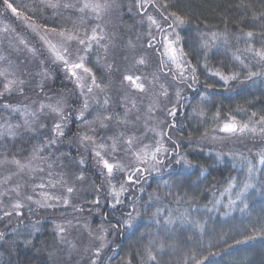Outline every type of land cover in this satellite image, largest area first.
<instances>
[{
  "label": "trees",
  "instance_id": "obj_1",
  "mask_svg": "<svg viewBox=\"0 0 264 264\" xmlns=\"http://www.w3.org/2000/svg\"><path fill=\"white\" fill-rule=\"evenodd\" d=\"M10 2L33 24L40 26L48 24V27L55 29L54 25L57 23L59 27H63L68 22L71 24L68 20L63 24L62 19L66 16L63 18L55 16L50 21L38 16L42 11L48 10L40 0H10ZM65 2L74 3L75 0H60L61 5ZM128 2H131V8L139 14V17L142 11L149 12L158 20L161 19V12L164 15L176 12L185 17L188 23L183 28L177 29L182 39L176 47L184 49V60L200 67L197 69L195 84H192L190 76L187 83H179L184 88L185 94L182 96L175 117L170 116L167 122L166 130L177 144L173 145L168 138L167 143L171 148L170 152L175 149L178 155L164 158L165 164L161 171L144 175L140 183L136 184V190L130 196L125 195L129 199H125L124 203L115 209L110 207L107 199L103 204L88 206L80 198L81 193L77 190L74 194L76 200L74 197L70 199L77 204L80 202L79 205L86 209L94 207L95 210H100V218L93 216L91 210L84 211V215L91 211L93 216L91 226L94 228L98 222H103L106 227H109V224L116 225V221L123 219L124 214L130 211L131 197L138 198L132 227H125L122 224L113 227L115 233L110 238L114 243L98 264H115L117 259L123 264L129 262L146 264L145 249L150 240L155 242L154 254L157 255L158 264H186V262L193 264L191 259L193 255L196 260L201 261V264H264V188L261 183L264 182V171L255 173L258 179L253 181L255 188L249 190L245 201L247 208L238 202L237 208L227 209L225 205L228 204V194H220L227 187V181L231 177L239 176L242 179L246 175V168L241 169L242 158L252 160L253 163L258 161V153L264 151V138L258 134L230 135L219 131L230 117H235L241 125L249 123L251 126L255 120L264 115V76L248 79L246 72L241 71V66L233 59L234 54L240 55L246 62L252 61L250 67L253 71L259 70L258 65L253 66L255 60L252 54L245 51L247 45L253 41L248 40L244 34L253 33L254 47L259 48L264 44V39H261L264 36V0H155L159 11L150 5H146L145 9L138 8L137 3L134 5V0ZM165 3L168 4L167 9L163 8ZM5 9L3 0H0L1 17L3 16L10 23L16 33L19 35L27 33L29 36V30L22 26L20 19L12 17L9 9L8 12ZM51 9L49 10L53 12L57 9L56 13L60 14L64 8L61 6ZM64 10L67 17L76 22L75 24L81 29V34L85 29L90 31V28L95 26L96 21L84 19L81 22L77 13L71 14L70 9ZM35 12L38 15L33 16ZM133 16L136 19L135 13ZM164 27L167 29V25ZM155 32L157 39L162 37L160 32L157 30ZM213 33L216 35L213 36ZM204 40L208 41L209 47L202 46ZM5 43L3 48H6ZM39 44L38 39L31 41V45L42 52ZM154 54L159 59L160 55ZM92 55L93 52L88 54L90 57ZM22 56L23 51L21 57H6L17 66L18 63H25ZM205 63L208 69L220 71L225 75L238 71L239 78L225 84L218 76L209 74L208 69L203 67ZM0 66L4 65L0 64ZM66 76L64 73L58 75L53 71L48 77L39 76L38 83L34 82L36 78H33L27 81L26 85L21 86L23 93L19 90L5 93L0 100L21 107L29 105L33 109L34 106L39 105V102H47V97H52L53 100L60 94L69 97L65 93L71 92V85ZM188 84L192 86L189 87ZM64 101L66 104L70 102V107L72 103V107L75 105L70 98ZM201 111L204 113L202 116L198 115ZM218 112L219 119H214ZM253 112L257 115L250 120ZM7 114H10V111L0 107L1 121H5L3 115ZM12 115L11 120L18 124L17 114ZM172 124H175V127L169 128L168 126ZM52 126L53 120L42 116L39 123L31 130L19 128L15 138L0 137V158L7 156L9 159L26 160L31 156L34 147H39L41 143H46L47 139L51 138ZM75 127L76 124L71 121L68 131L59 141L58 148L48 147L41 154L49 158L47 162H42L43 168L48 172V163L54 161L51 169L54 177L59 179V174L63 173L71 186L81 181L75 178L81 172L89 179H95L88 162L85 167L80 166L77 156L75 158L74 155L73 158L68 155L70 149L65 145V140L74 136ZM215 132L218 136H215ZM213 137L216 139L214 140ZM49 152L53 158L49 157ZM57 152L61 155L60 164L57 163L59 160ZM178 158H183L188 163L178 164L176 163ZM39 162L41 163L36 161L37 164ZM10 171L14 172L15 168L0 167V179L7 176ZM27 174H29L27 171L20 174L22 179L19 181L16 180L17 176H13L6 187L24 184L30 188L32 182H38L36 172L25 179L24 176ZM164 181L169 182L167 186ZM98 184L100 182H97ZM176 196L182 197L179 204L174 199ZM5 198L8 197L4 196L1 199L4 207L7 206L6 202L4 203ZM216 199L221 202L214 206L213 202ZM24 204L27 210L21 209L20 216L3 217V212H0V217H3L0 219V232L5 234L4 239L0 240V264H60V258L63 259L62 264H74L76 256L70 253L75 254V252L70 251L71 247L67 242L60 240L53 225L55 220L66 221V218L71 216L68 214L69 207L61 204L54 208L39 207L26 200ZM158 207L164 210V215H167L168 209L178 210L177 215L187 210L188 218L197 221L201 227L178 223L169 226L167 230L161 228L152 218ZM31 223H37L39 226L32 228ZM87 234L85 233V236ZM82 242L84 241L81 240L80 243ZM90 244L80 245L77 253L80 249L84 251L89 248ZM161 244L164 245L163 248H160ZM112 253L116 254L109 260Z\"/></svg>",
  "mask_w": 264,
  "mask_h": 264
},
{
  "label": "snow or ice",
  "instance_id": "obj_2",
  "mask_svg": "<svg viewBox=\"0 0 264 264\" xmlns=\"http://www.w3.org/2000/svg\"><path fill=\"white\" fill-rule=\"evenodd\" d=\"M40 2L48 8L56 9L62 6L64 9H72L79 15L81 22H83L84 19L97 22L104 21L105 17L122 7L120 0H75L74 3L65 2L62 5L60 0H56V2H53V0H40ZM3 4L6 9H10L14 14L22 15V13L17 11V8L13 6V3L10 2V0H3ZM146 5L157 8V11L160 10L155 0H137L136 6L138 8L145 9ZM167 7L168 4L165 3L163 8L167 9ZM140 15L142 17L146 16L148 22L147 34L150 37L148 42L149 48L156 47L153 43L155 35L153 34L152 29L155 28L162 34L163 51L159 53L161 57V70L168 68L169 72L165 73V75L171 74L172 79L178 83H187L190 76L192 84H195L197 82V69L200 65L193 66L190 61L184 60V49L182 47H176L182 39L177 29L183 28V26L188 23L187 19L176 12H170L167 15H164L163 12H161L160 20L151 14H147L146 11H142ZM169 21L171 22L169 23ZM164 25H167V29H165ZM4 31L7 32L8 29H4ZM52 31L55 32L60 39L58 42H53L48 39L46 35L41 36L47 50V56L45 59L51 60L53 64L62 65L63 70L67 74V78L74 81L76 87L80 89V96L84 97L82 106L75 116V120L82 121L85 125H88V131L79 135V142L86 151L91 147V154L95 160L96 166L100 169L99 174L106 176V181L109 186L108 196L112 197L110 207L115 209L118 205L123 204L125 199H129L125 196V193L129 191L130 186L140 183V179L143 177L144 173L161 171L165 164L164 158L178 155L175 149L170 152L168 147L165 146L163 137H168L173 145L177 144L175 140H172L168 132L163 131L162 128L158 131L157 127H148V119H151L154 112L160 107V98H167L169 96L168 88L164 84L158 83L159 74H154L149 80L146 76L136 75L131 72L125 73L122 75L121 80V85L124 89V103L123 105H117V108L123 107V116L121 117L118 111H111L109 109L110 101L109 97L106 95L102 106L103 112H98L96 117L92 121H89L85 116V113L90 108L89 99L95 98L96 92L105 93L107 89V85L99 83L92 69L86 66L88 53L92 50L94 44L104 47L105 52H107L108 46L106 44H100V41L106 39L104 28L100 23H96L95 26L91 28L90 33L86 29L83 34H81L80 28L74 22L71 28H64L59 32H56V29L53 28ZM215 35L216 34L213 33V36ZM244 35L248 40L253 41V43L247 45L245 51L252 54V57L255 60V65L253 66L258 65L259 70L253 71L250 67L252 61L249 60L246 62V60L242 59L240 55L234 54L233 59L241 66L240 70L246 72L248 79L257 76H264V44H261L259 48H256L254 47L253 33L247 32ZM261 39H264V36H262ZM18 41L19 44L24 45L34 58L43 55V53L39 52L35 47H30L24 39L18 38ZM157 43L161 42L157 41ZM73 45H75V47H73ZM130 46L134 47L131 44ZM202 46L205 48L209 47L208 41L204 40ZM205 56L207 57V53H205ZM125 59H127V57H125ZM133 60L134 67L146 64V60L143 56H134ZM40 63L43 65L44 60H41ZM0 64L4 65L0 66V85H2L0 98H2L5 93H11L14 90H19L23 93V88L21 86L25 81L17 75V67L14 66L12 61L8 60L4 55H0ZM173 65L175 68L172 67ZM107 67L111 69L112 65L109 64ZM203 67L208 69L207 63H205ZM208 71L210 75L218 76L225 84L230 80L239 78L238 71H233L231 75H225L220 71H212L211 69H208ZM38 75L47 77L48 73L46 70H43L38 73ZM192 84H189L188 86L191 87ZM176 95L178 99H182L179 89L177 90ZM145 97L148 99V104L144 112L146 119L144 132H140L138 127H134L141 119L140 115H136L135 120H132L131 117L134 111L136 113L140 112L137 100L143 102ZM0 107L9 110L12 113H20L23 120L22 124L18 123L14 125L9 122L0 124V137L15 138L18 135L19 128L23 127L27 130H31L35 121L42 116L49 117L53 120L51 138L47 139L46 143H41L39 147H34L29 158L24 161L16 158L9 159L7 156L0 158V167L12 166L15 168L14 172L10 171L7 176L0 179V185H8L13 176L20 175L25 171L29 173L37 171L43 173L45 169L40 167L36 161L47 162L49 158L44 157L41 154L51 145L57 144L59 142L58 138H62L65 135V128L69 122L71 114L70 110H66V102L62 97L56 98L54 101L52 97H47V102H40L38 108L32 111L28 110V108L21 109L10 103H4L3 105H0ZM194 111L196 110L194 109ZM167 115L175 117V107L167 110ZM198 115L202 116L204 113L201 111ZM256 115L257 114L253 112L250 120L255 118ZM214 119H219V112ZM96 125H98L99 129L103 130V138L99 141L95 138L98 135ZM168 127L173 128L175 127V124L169 125ZM148 131L153 132L156 136L161 138L156 139L154 144L145 143L144 141L147 139ZM219 131L230 135H245L251 133L255 136L258 134L264 138V115L260 116L258 120H255L251 126L249 123L241 125L236 121L235 117H230L228 121L223 123L219 128ZM213 139L215 140L216 137H213ZM108 141H110V143H108ZM258 155L259 159L255 163L247 158L241 159V169L244 170L246 168V175L242 179L239 176H235L227 181V187L220 193L221 195H224L225 193L228 194V204L225 205V207H234L237 205V202L243 204L244 208L248 207L245 201L249 190L255 188L253 181L258 179L255 173L264 171V151H261ZM181 162L185 164L188 163L186 160H183V158H178L176 160V163L178 164ZM54 163V161L48 163L49 171L47 174L50 178L48 182L45 183L43 179H41L39 184H34L32 186L31 192L26 191V185L21 184L6 187L0 192V197L7 196L11 201L7 206L0 208V212H3V217L22 215L21 209L25 206V200L33 202L39 207L47 208H54L61 202L65 206L69 205V197L75 191V188L68 184L63 173L59 174L60 178L58 180L51 179L53 176L51 169ZM83 163L84 161L81 159L80 164L83 165ZM117 174L123 177V182L119 184V187L112 183L114 180H117ZM75 178L83 181L85 176L81 172ZM168 183V181H164L165 186H167ZM261 183L262 188H264V182ZM57 185H60L67 195L64 193L56 194L52 191L46 190L49 188L54 189ZM101 190L102 188L97 189V191ZM169 195H171V192H169ZM34 196L39 198L34 199ZM137 199L138 198L135 196L131 197L129 200L131 205L130 211L124 214L123 219H118L116 225L113 227L121 224L125 227H132L133 213L137 212ZM174 199L176 203L179 204L182 197L176 196ZM220 202L219 199H216L213 204L215 206L220 204ZM0 203H2V200H0ZM95 203L99 205V198H97ZM75 210L82 211V209L79 208ZM177 211L178 210L168 209L167 215H164V210L158 207L153 213L152 218L159 227L166 230L169 226L178 223L191 224L197 228L201 227L197 221L188 218L187 210L179 213V215L176 214ZM3 217H0V219ZM70 227H73L71 220H68L66 225L59 223L55 224L57 235L60 237L61 241L66 240L65 234ZM84 227H87V222H85ZM104 231L105 229L102 228L101 233ZM88 235L94 237L95 240L101 241L99 247L95 248V256L99 257L101 251L106 247V243L104 242L105 237L103 234H94L91 231L88 232ZM4 236L5 234L0 232V240L4 239ZM66 242L70 247H74L71 241ZM163 247L164 245L161 244L160 248ZM155 251V242L150 240L145 249V254L147 256L146 264H158L157 255L154 254ZM191 259L193 264H201V261L196 260L194 255ZM92 264H96V261L93 260Z\"/></svg>",
  "mask_w": 264,
  "mask_h": 264
},
{
  "label": "rangeland",
  "instance_id": "obj_3",
  "mask_svg": "<svg viewBox=\"0 0 264 264\" xmlns=\"http://www.w3.org/2000/svg\"><path fill=\"white\" fill-rule=\"evenodd\" d=\"M53 2H56V1L53 0ZM134 2H135L134 5H136L137 0H134ZM120 4L122 5L121 8L123 10H121V8H120L119 10L114 11L109 16L105 17L104 21H100V22L96 21V23H100L101 26L104 28V31L106 34V39L100 41V44L101 45L106 44L108 46L107 52H105L104 47H100V46L94 44L92 50L89 52V53L93 52V55H92V57L88 56V59L86 61V66L92 69V71L95 74L96 79L99 83H101L102 85H107V89H106L105 93L96 92L95 98L89 99L90 108L85 113V116H86L87 120L92 121L96 117L98 112H103V107H102L103 101H104L105 96L107 95V97H109V101H110L109 102V109L111 111H118L119 115L122 117L123 112H124L123 107L117 108V105H123V103H124V99H123L124 89L121 85L122 75L125 73H128V72H131V73L136 74V75L146 76L150 80L154 74H159V82L158 83L164 84L168 88L169 96L167 98H164V97L160 98V107H159V109H157L154 112L152 118L148 119V127L149 128L157 127L158 131L162 128L163 131L167 132V130H166L167 122H169V120H170L169 119L170 116L167 115V110H169L173 107H175L176 110L178 109V106L180 104L181 99L177 98L176 92L179 89L180 95L182 97L185 94V90H184V88H182V86H180V84L177 81L175 82L172 79V76L170 74L165 75V73H168V71H169L168 68H164L163 70H161V68H160L161 57H159V59H158V56L155 55L154 53L159 54L160 52H162L163 46H162V37L157 39V34L155 32L156 29L155 28L152 29V32L155 35V40L153 41V43L156 45V47L155 48H149L148 42H149L150 37L147 34L148 33V22H147L146 16L142 17L140 15V17H139L138 16L139 14L137 12H135L134 9L131 8V2H128V0H120ZM46 8L48 10L42 11L40 15L36 14V12H35V13H33V16L38 15L40 17H43L44 19H48L49 21L55 16H59V18H63L66 16V18L62 19L63 24L66 23L67 20L70 21L71 24H69V22H68V23L64 24L63 27L62 26L59 27V24L57 23L56 25H54V27H56V32H59L61 29H64V28H71L70 25H72L74 22L67 17L64 9H62V11L60 13L61 15H60V14L56 13L57 9H56V11L53 12V11L49 10L51 8H48V7H46ZM5 10L8 12V9H5ZM9 11H10L9 13L12 15V17L19 18L22 26L29 30V36L27 33H25L24 35H19L18 33H16L17 31L11 27L10 23L7 22L6 19H4L3 16L1 17V15H0V55L7 56L9 58H15L17 56L21 57V54L23 51L22 60L24 59L23 61L26 64L22 62V63H18V65L16 66L17 67V75L25 81V83L23 85H26L27 81H31L33 78L34 79L36 78V80L34 82L38 83V80H39L38 77L40 76V75H38V73H40L43 70L47 71V73H48L47 77L50 75V73H53V71H56V73L58 75L60 73H62V74L64 73L65 75H67L66 72L63 70L62 65L53 64L51 62V60L45 59V57L47 56V50H46V46L44 44V41L41 39V36L46 35V37L48 39L52 40L53 42H58L60 38L56 35L55 32L52 31L53 28L48 27L49 26L48 24H47L48 26L47 25L46 26L45 25L40 26L37 24H33L31 22V20L25 18V16L16 15L10 9H9ZM70 11H71V14L75 13V11L72 9H70ZM134 13L137 15L136 19L133 16ZM147 14H149V12ZM132 17H134V19ZM142 20H143V22H142ZM4 29H8V31L5 32ZM90 31H89V33H90ZM82 34H83V31H82ZM32 37H34V39H38V41L40 42V44H39L40 49L43 52V55L39 56L37 58H34L27 51V49L24 47V45L19 44V41H18V38H22L27 42V44L30 47H35V46L31 45V41L34 40V39H32ZM5 41H7V43H5ZM157 41H160L161 43H157ZM3 43L6 44V48H3V46H4ZM130 44L134 47H131ZM73 47H75V45H73ZM43 56H44V58H43ZM134 56H136V57L143 56L146 60V64L134 67L133 66L134 65V60H133ZM125 57H127V59H125ZM41 60H44L43 65H41V63H40ZM109 64L112 65L111 69H109L107 67V65H109ZM172 67L175 68L174 65ZM42 78H45V77H42ZM67 79L70 83L69 85H71L70 86L71 92H67L65 94L69 95V97H66L63 94L55 96L57 98L62 97L64 100L67 98H70V101L71 102L73 101L75 103L74 107H72L73 103H72L71 107H70V102L68 104H66V110H70L71 115L69 117V122L66 125L65 133L68 131L71 121H74V123L76 124V127H75V131L73 133L74 136L72 138H66L65 145L68 146V148L70 149V154H68L69 157H73L75 155L74 157L76 158V156H77L79 164H80V160L83 159V161H84L83 167H85V164L88 162V164L92 167L91 168L92 173L95 174V179H89V177H87L85 175L86 176L85 180L77 182V185H75L73 187L75 188V190H77L78 192L81 193L80 198L84 201V203L86 205L88 204V206L89 205L97 206V204L95 203L97 198H99V204H103L106 199L109 200V202H111L112 197L108 196V187L109 186H108L107 181H106V176H102L99 174L100 169L96 166L95 160L91 154V147H89V149L86 151L85 148L79 142V135L88 131V125H85L82 121H76L75 120V116H76L78 110L80 109V107L82 106L84 97L80 96V89H78L76 87V84L74 83V81L72 79H69V78H67ZM67 79H66V81H67ZM89 82H90V80H89ZM15 91L16 90H14V92ZM3 104H4V102H2L0 100V105H3ZM137 104H138V107L140 109V112L136 113L134 111L131 119L135 120L136 115H140L141 119L136 123V125L134 127H138L140 132H144V124H145V119H146L144 112H145L146 106L148 104L147 97H145L143 102H140L139 100H137ZM32 105H34V104H32ZM17 106L20 107L21 109L28 108V110L32 111V110L37 109L39 105L36 107L34 106L33 109L29 105L23 106V107H21L20 105H17ZM12 114H15V113L10 112V114L3 115L4 116L3 119H5V121L0 120V122H2L0 124H3L5 122H9V123L15 125V123H13V121L11 120L12 116H13ZM16 114L19 118V122L22 124L23 120H22L21 114L20 113H16ZM40 120H41V118L36 120L35 123L33 124V126L35 127V125L37 123H39ZM161 122H163V123H161ZM96 128H97L98 135L95 138L99 141L103 138V130L99 129L98 125H96ZM89 134H91V133H89ZM215 136H218L216 134V132H215ZM160 138L161 137L156 136L153 132L148 131L147 132V139H145L144 142L154 144L155 140L160 139ZM167 138L168 137H163V140H164L165 146L168 147V149L170 151L171 148H169V144L167 143ZM60 139L61 138H58L59 141H60ZM108 143H110V141H108ZM58 144H59V142L55 145H51V146H53L52 149H57ZM49 150H50V152L52 151L51 149H49ZM50 152H49V155H50ZM71 152H73V155L71 154ZM56 155H58V157H59V160L57 161V163L58 164L62 163L60 153L57 152ZM52 156L50 155L49 157H52ZM62 157H63V155H62ZM162 158H164V157H162ZM39 164L41 165V166L39 165L40 167H43L42 162L41 163L39 162ZM80 166H82V165L80 164ZM154 172L155 171L147 172V173H144V175L154 173ZM47 173H48L47 169H45V171L43 173L37 171L36 172V178H37L36 180H38V182H36V183L32 182V185H29L30 188L26 186L25 190L28 192H31L32 186L34 184H39L41 182V179H43V181L45 183H47L48 180L50 179ZM31 174L32 173L25 175L24 178L28 179V177ZM16 176H17L16 180L19 181L20 179H22L21 175L20 176L16 175ZM51 179L58 180L56 177H54V174H53ZM97 182H100V184L97 185ZM122 182H123V177H121L119 174H117V180H114L112 183L116 184V186L119 187V184ZM21 185H24V184H21ZM136 187H137V185L130 186L129 191L127 193H125V195L130 196L136 190ZM4 188H6V185H0V192H2L4 190ZM100 188H102V190L97 191V189H100ZM46 190L52 191L56 194L64 193L65 195H67V193L64 191V189L60 185H57L56 188H54V189L49 188ZM74 194H75V191L71 194L69 199L74 197ZM2 198L3 197H0V200ZM38 198L39 197L34 196V199H38ZM76 198L77 197L75 196L74 200H76ZM5 202L7 205L11 203L9 198H5L4 203ZM79 203L77 204L76 201L70 200V203L67 206L69 207L68 214H71V216L66 218V221L55 220L53 225L55 228V224H57V223L62 224V225H66L68 220L72 221L73 227L69 228L68 232L65 234L66 240L63 242L66 243V241H71L72 245H74V247H71V249H70V251L75 252V254L70 253V255L76 256V259L74 258V264H92L93 260H95L96 264H98L100 262V260H102V258L105 256L106 251H108L109 248L112 246L111 244L114 243L113 241H111L112 238H110V237H113L115 230L113 228V224H109V227H106L103 222L102 223L98 222V224L93 228L91 226V223H92L91 220H93L92 217L96 216L98 218L100 210L99 209L95 210L94 207H92V208L88 207L87 209L92 211L93 216H91V211H89L90 213L84 215V213H85L84 211H86L87 209L84 208L83 206H80ZM1 204L2 205H0V208H3L4 204L3 203H1ZM60 204L65 207V205L62 202ZM237 205L234 207L237 208ZM77 208L82 209V211H76L75 209H77ZM226 208L228 209L229 207H226ZM23 209L27 210V206H24ZM72 214H75V215H72ZM34 222H36V221H34ZM85 222H87V227H84ZM38 226H39V224H37V223H35V224L31 223L32 228H36ZM102 228L105 229V231L103 233H101ZM55 231H56V229H55ZM89 231H91L94 234H103L105 237L104 242L106 243V247L101 251L99 257L95 256V248L99 247L101 241L95 240L94 237H90L88 234L85 236V233H88ZM81 240H83L84 242L80 243ZM84 243H85V246L88 245V243H91V244L89 245V248L85 249L84 251H82V249H80L77 253L79 246L84 244ZM115 254L116 253H112L111 256L109 257V260H111L115 256ZM117 260H115L116 261V262H114L115 264H119V263L123 264V263L119 262V260L118 261ZM57 261H58V259H57ZM62 262H63V259L60 258V264H62Z\"/></svg>",
  "mask_w": 264,
  "mask_h": 264
}]
</instances>
